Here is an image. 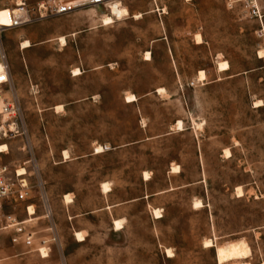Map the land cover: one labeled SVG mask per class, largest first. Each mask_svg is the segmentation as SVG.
I'll use <instances>...</instances> for the list:
<instances>
[{"label":"rangeland","instance_id":"obj_1","mask_svg":"<svg viewBox=\"0 0 264 264\" xmlns=\"http://www.w3.org/2000/svg\"><path fill=\"white\" fill-rule=\"evenodd\" d=\"M233 2L123 0L131 15L109 25L90 8L3 33L2 96L19 99L27 134L6 140L0 164L30 166L29 141L59 241L48 257L0 242V264H219L216 246L240 240L249 256L227 264L264 263V37Z\"/></svg>","mask_w":264,"mask_h":264},{"label":"built area","instance_id":"obj_2","mask_svg":"<svg viewBox=\"0 0 264 264\" xmlns=\"http://www.w3.org/2000/svg\"><path fill=\"white\" fill-rule=\"evenodd\" d=\"M226 1L228 6H233L234 0ZM241 1L249 16L259 21L258 35L264 37V13L259 0ZM116 3L122 4L123 0H0V10L7 8L11 17V26L0 24V154L9 153L6 140L26 137L27 134V124L19 99L13 97L8 100L2 96L11 80L9 58L2 41L3 33L9 28L72 14L79 10L93 8L110 12ZM4 144L7 149L2 151L1 146ZM23 150H27L30 155V166L10 167L0 164V236L7 235L13 245H24L28 248L37 246L39 252L43 248L51 252L52 246H56L59 241L57 225L29 141L25 142ZM32 178H36L35 183ZM36 188L39 196L33 195ZM36 199L40 200L41 205H38ZM22 209L27 215L26 219H21L18 215ZM40 209L44 212L42 216L37 215ZM41 218L47 222L46 227L39 229L37 224H31ZM47 253L48 257L49 252ZM41 256L43 257L42 254Z\"/></svg>","mask_w":264,"mask_h":264},{"label":"bare ground","instance_id":"obj_3","mask_svg":"<svg viewBox=\"0 0 264 264\" xmlns=\"http://www.w3.org/2000/svg\"><path fill=\"white\" fill-rule=\"evenodd\" d=\"M130 15H131V13H130L129 8L127 6H125L124 4L116 3L112 6V10L110 11V14L103 16V21L107 25H109V24L114 23L116 20H122L124 18L129 17ZM133 17L136 19H140L143 17V14L138 13V14L134 15ZM0 24H2V23H0ZM2 25L7 26V27L11 26V20L7 25H5V24H2ZM197 40H198L197 41L198 43L203 42L201 35L197 36ZM60 41L62 42L63 45H65L66 44V37H61ZM26 44H27V46L29 45L28 41L26 42ZM259 54L263 58L264 57V49H262L259 52ZM146 55H147V59L150 60L151 59V53L148 52ZM230 68H231L230 64L227 60L218 61V70L228 71V70H230ZM0 69H1V67H0ZM74 72L76 73V75H79L81 73V70L76 69ZM204 77H205V72L201 71L200 72V78H204ZM159 92L161 94H165L166 89L160 88ZM137 99H138L137 96L134 94H130L127 97V100L129 102L137 101ZM6 149H7V146L5 144L1 146L2 151L6 150ZM98 149L100 150V152H102V151H104V146H99ZM227 153H230V151L227 150ZM64 157L66 159L69 158V152L68 151L64 152ZM173 169H174V171L178 170V167H173ZM21 171H23V170H21ZM144 176H145L146 180L151 179L149 172H144ZM102 188H103V191L105 193L111 191L110 185L108 183H103ZM238 193L239 194L243 193V189L240 186L238 187ZM65 198H66V200H65L66 203H69L72 201L69 194H67ZM203 205L204 204L202 203V201L200 199L195 201V207L196 208L203 207ZM154 213L157 217H161L160 209H155ZM113 223H114V228L116 230H121L124 228V222L121 219H114ZM76 236H77L78 241H80V242H83L86 240V237L82 232H77ZM213 246H214V241L212 239L205 241V247H213ZM216 249H217V251H216L217 252V260H218L219 264H227V262L229 260H232V259H234L235 261L236 260L238 261L242 258L248 257L250 252H251L249 245L244 240L227 243L225 245L216 246ZM41 253H42V255L44 254L43 257H47L48 253H47V250L45 248L41 249ZM167 253L170 257L174 256L173 251L169 248H167ZM234 264H250V263H234Z\"/></svg>","mask_w":264,"mask_h":264},{"label":"crops","instance_id":"obj_4","mask_svg":"<svg viewBox=\"0 0 264 264\" xmlns=\"http://www.w3.org/2000/svg\"><path fill=\"white\" fill-rule=\"evenodd\" d=\"M0 242H3V243L7 242L14 248H17V247L28 248L24 245H13V244H11L9 237H5V236L0 237ZM31 251L33 252V250H31ZM31 251H28V252H31ZM34 252H35V250H34ZM21 254H25V252L24 251L23 252H17L15 254V256H20Z\"/></svg>","mask_w":264,"mask_h":264}]
</instances>
